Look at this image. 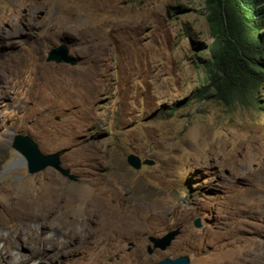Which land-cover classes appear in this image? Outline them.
I'll use <instances>...</instances> for the list:
<instances>
[{"label": "rangeland", "instance_id": "rangeland-1", "mask_svg": "<svg viewBox=\"0 0 264 264\" xmlns=\"http://www.w3.org/2000/svg\"><path fill=\"white\" fill-rule=\"evenodd\" d=\"M211 41L197 0H0V238L21 235L2 264H264V90L262 109L194 98ZM59 44L75 65L46 61ZM17 134L78 178L28 174Z\"/></svg>", "mask_w": 264, "mask_h": 264}, {"label": "trees", "instance_id": "trees-1", "mask_svg": "<svg viewBox=\"0 0 264 264\" xmlns=\"http://www.w3.org/2000/svg\"><path fill=\"white\" fill-rule=\"evenodd\" d=\"M212 37L210 56L194 54L205 75L194 98L225 106L262 109L264 90V0H197Z\"/></svg>", "mask_w": 264, "mask_h": 264}, {"label": "water", "instance_id": "water-1", "mask_svg": "<svg viewBox=\"0 0 264 264\" xmlns=\"http://www.w3.org/2000/svg\"><path fill=\"white\" fill-rule=\"evenodd\" d=\"M47 62L55 63H69L71 65L76 64V60L70 55L69 49L65 44H59L51 48L46 57ZM12 147L21 154L22 161L26 163L28 174L38 173L47 167H51L58 171L62 176L69 178L70 180H76L78 175L71 171V168L65 167L62 163L61 156L64 154L65 149L52 152L43 153L37 142L30 135L17 134L12 141ZM126 162L133 169H140L142 165H152L153 161L147 158H142L136 153H129L126 156ZM194 226L196 228L201 226L199 218L194 220ZM179 227L171 229L162 236L149 235L146 251L151 254L155 249L165 250L169 247L172 241L179 235ZM133 243L130 242L129 246ZM130 248V247H129ZM189 256L178 255L176 257L167 256L161 260L149 263V264H189Z\"/></svg>", "mask_w": 264, "mask_h": 264}, {"label": "bare ground", "instance_id": "bare-ground-1", "mask_svg": "<svg viewBox=\"0 0 264 264\" xmlns=\"http://www.w3.org/2000/svg\"><path fill=\"white\" fill-rule=\"evenodd\" d=\"M4 94V93H3ZM2 94V95H3ZM0 96H1V94H0ZM252 186V187H251ZM250 186V188H249V190H251L252 191V193H253V195H254V197H258V195H260V194H262V189H260L259 187L257 188V186L255 187V185H251ZM244 192V191H243ZM250 195V194H249ZM246 197V196H245ZM253 197V198H254ZM262 197V196H261ZM256 204H259V202L258 201H256ZM255 206V205H254ZM245 207V208H244ZM244 207H242L240 210H238L237 211V213H238V215L240 216H243L244 215V213H245V211L246 212H248L249 211V213H252V216H253V218L250 216L249 218H251V219H255L254 218V214L256 213L253 209L251 210L250 209V207H249V205H247V204H245V206ZM245 209V211H243L244 209ZM259 209V208H258ZM257 209V210H258ZM256 210V211H257ZM258 212V211H257ZM233 213H234V215H235V211H233ZM248 215V214H247ZM237 216V215H236ZM247 217V216H246ZM235 218V217H234ZM250 221V220H249ZM249 221H248V223H249ZM253 221V220H252ZM264 221V220H263ZM238 222V221H237ZM232 223V222H231ZM245 223V222H244ZM255 223V222H254ZM259 223V222H258ZM263 223V222H262ZM239 224H241V223H239ZM242 225H243V223H242ZM241 225V226H242ZM252 225V222L250 221V223L247 225L248 226V228H249V230L250 229H253V227L251 226ZM256 226V225H255ZM233 227V226H232ZM239 227H240V225H239ZM239 227H234L233 228V230H232V234L230 235L231 237H232V239H234V241L235 242H240V241H242V240H244V239H246V241H247V238H245L244 236H242L243 234H242V232L241 231H245V230H247L246 229V226L245 227H243V228H239ZM243 229V230H242ZM238 230H241L240 232L238 231ZM255 231L256 232H258V233H263L264 232V225H258V228H256L255 229ZM246 232V231H245ZM222 235V234H221ZM229 235V234H228ZM215 237V236H214ZM220 237V236H219ZM225 237V236H224ZM29 238V237H28ZM215 238H217V237H215ZM222 238V237H221ZM224 239V241L227 239V236H226V238H223ZM215 240H218V239H215ZM0 241H1V243H0V264H2L3 262H5V261H7V260H11L12 259V249H13V246L16 244V243H19L20 241H21V235H19V234H17V235H15L14 237L13 236H11L10 238L9 237H2V238H0ZM27 241V238H25V242ZM232 241V240H231ZM251 242V241H250ZM37 243V242H36ZM226 243V242H225ZM229 243V242H228ZM252 244V243H251ZM258 244H260V243H257V245H255V246H253V248L250 250V254L252 253V255L254 254V252H256V250L259 248V246H258ZM225 245H229V244H225ZM34 250H36V249H34ZM38 251V250H37ZM37 251H33L31 254H29L28 256H27V258L26 259H29V260H33V259H35V258H37V259H39L40 257V253H39V251L37 252ZM257 253V252H256ZM31 255V256H30ZM25 256V255H24ZM23 259V258H22ZM227 259H229V258H227ZM18 261V260H17ZM40 261V260H39ZM46 261V260H45ZM228 261H230V260H228ZM234 261V260H233ZM22 263H24L23 261H21ZM36 262V261H35ZM34 262V263H35ZM232 262V261H231ZM235 262V261H234ZM21 263V264H22ZM29 264V263H28ZM36 264V263H35ZM38 264V263H37ZM215 264V263H214ZM216 264H228L227 262H226V260H225V255L224 254H220V256H219V259L216 261Z\"/></svg>", "mask_w": 264, "mask_h": 264}]
</instances>
